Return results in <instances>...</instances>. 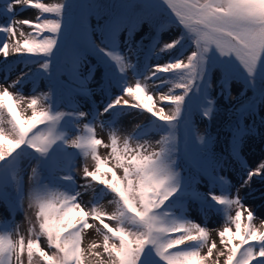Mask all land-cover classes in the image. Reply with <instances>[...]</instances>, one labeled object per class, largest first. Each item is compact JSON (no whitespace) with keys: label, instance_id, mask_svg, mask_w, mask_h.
<instances>
[{"label":"snow or ice","instance_id":"6c2138e0","mask_svg":"<svg viewBox=\"0 0 264 264\" xmlns=\"http://www.w3.org/2000/svg\"><path fill=\"white\" fill-rule=\"evenodd\" d=\"M17 8L38 14L34 20H14ZM0 15L7 19L0 24V203L11 217L0 220V264H25V256L27 264H91L88 257L97 258L95 264H207L209 259L212 264H264V220L254 223L256 216L240 195L253 178L264 181V160L255 168L241 161L233 194L235 186L220 174L224 160L212 150V137L195 130L192 121L195 112L211 120L217 111L215 83L217 96L235 116L226 133L233 159H240L255 118L264 124V0H2ZM145 22L155 33L147 46L143 39L133 40ZM169 25L181 31L161 42L160 33ZM24 26L31 31L25 33ZM121 44L135 63L121 52ZM177 49L163 63H148ZM10 55L19 60L9 62ZM54 61L68 83L55 80ZM17 63L24 68L5 86ZM97 67L103 68L102 106L84 111L75 96L93 95L89 83ZM37 78L51 81L49 90L33 87L25 96V82L35 85ZM234 82L241 85L239 96L232 94ZM165 86L168 90L160 91ZM29 109L31 115H25ZM130 110L152 119L122 137L118 117ZM246 118H252V126L243 124ZM97 127L108 130V143L97 138ZM153 132L160 138L149 150L147 137ZM101 147L108 155L99 154ZM77 156L92 161L91 169L87 163L82 168L81 183L75 175ZM23 160L34 162L27 195ZM203 178L206 192L196 187ZM108 195L111 212L101 203ZM25 199L34 221L24 211ZM192 203L205 216H223L218 244L207 226L187 215ZM16 212H24L26 235ZM92 228L102 243L93 240L86 251L82 241Z\"/></svg>","mask_w":264,"mask_h":264},{"label":"rangeland","instance_id":"374dc122","mask_svg":"<svg viewBox=\"0 0 264 264\" xmlns=\"http://www.w3.org/2000/svg\"><path fill=\"white\" fill-rule=\"evenodd\" d=\"M44 3H53L56 2V0H42ZM0 6H2V0H0ZM17 14L13 17L14 20H22V19H28V20H34L37 13V10L27 8L23 11H21L19 8H17ZM7 23V19L5 16L0 15V24ZM96 21L93 19L92 24L95 25ZM149 24V23H148ZM147 23H143L142 25L137 26V31L134 34L133 40L139 41L143 39V43L145 46H147L150 43V40L152 36L155 34L154 29L152 26L148 25ZM23 31L25 33H28L31 31L30 28L27 26L23 27ZM181 29H179L176 25H169L163 31L160 33V40L161 42H168L170 36L177 34ZM98 42V41H97ZM121 52L125 53L126 55H129V59L131 58V61L133 63L136 62V57L133 55H130L127 53V50L124 48L123 44H121ZM179 49L171 52L168 55L162 56L159 60L152 59L148 61L149 64L154 63H163L166 60H168L169 55L172 57H175L177 55V52ZM190 51V50H189ZM189 54V53H185ZM0 54V67L3 66V56ZM9 62L12 61H18L19 58L15 55H10L8 58ZM88 60L91 62V64L95 65L96 61L94 57H88ZM145 62L144 54H140V64L142 65ZM31 70L33 73L37 71L38 65H30ZM15 71H13L8 79V81L5 83V86H7V83H11L12 80H15L16 77L19 75L22 68H24L23 63H17L14 65ZM26 70V69H25ZM53 73L55 80H58L60 83H68L69 77L66 72L57 71L55 61L53 62ZM103 72L102 67H97L95 69V75H96V81H100L101 75ZM168 75V74H165ZM218 76V73H214V78ZM95 78V77H94ZM127 78L128 83L133 84L135 82V79L133 77L132 72L129 70L127 72ZM0 82H4V73L0 72ZM97 83H94L93 85H98ZM52 82L45 80V79H36L35 85H33L31 82H25V85L23 86V93L25 96H30L33 92V87L36 88L38 92H47L49 90L50 84ZM151 85V81L148 82ZM97 90V91H96ZM153 89L150 87V91ZM168 90V86H165L163 89H160V91L166 92ZM241 90V85L239 83H233L232 86V94L233 96H239V92ZM10 91H15V89H10ZM93 95L100 99V105L102 106V97L101 93L98 91V87L93 89ZM179 92V90H176ZM218 89L215 86V83L213 85L212 95L215 97L218 101L217 103V111L213 114V117L211 120H207L203 118L199 112H195L192 116L193 121V127L195 130H197L201 134H208L212 137V144L211 148L212 150L217 154L223 157L224 164L223 169L220 171V174L225 177L226 180L230 181L232 185L235 187L232 188L233 194H235L236 188L239 187V180L241 176V161L246 164L248 167L255 168L257 164L264 160V124H261V118L257 116L255 118V125L253 126V130L251 133L245 136L241 148L240 153V159L236 160L233 159L230 152V147L228 144V141L230 140V136L226 135V133L229 132L228 125L235 122V116L233 114H230L227 111V106L225 105L222 98L217 96ZM113 92L115 94H119L117 89H113ZM155 94V93H154ZM251 92L249 91L247 95L251 96ZM75 98H82L84 102H89L90 98H86L80 95L75 96ZM90 104V103H89ZM166 106V111H167ZM62 111H66L67 109L62 105L61 106ZM262 113H264V108L260 110ZM25 115H31V110H26ZM107 118V117H106ZM127 118V120L125 119ZM151 117L147 113H141L138 110H130V114L121 115L118 117L117 121V127L120 130V134L123 137L126 135V131L133 130L135 125L142 124V125H150ZM243 124L245 126H252V118H246L243 121ZM43 127V126H40ZM125 130V131H124ZM184 136H185V129L183 127L180 128L178 132V139L180 141L181 147H183L184 142ZM151 143V148L149 150H152L156 147L155 141L159 140L160 133L153 132L149 137H147ZM105 143H108V130H107V138ZM103 149V147H101ZM70 150V149H69ZM74 150V149H73ZM105 150V156L108 155L109 149L104 148ZM101 152V149H99ZM82 156L76 157V177L77 182L81 183L79 179V174L81 173V169H79V166L82 161ZM91 160V159H90ZM23 170H24V189L25 194L27 195L28 192V174L31 171V166H34V162H32V165H29V162L27 160H23L21 162ZM92 167V161L90 163ZM119 171V170H118ZM122 174V172L120 173ZM197 189L201 192H206L208 189V183L207 178H203L200 180V182L197 184ZM217 194H219L220 189L216 188L214 189ZM240 195L243 199L244 204L250 208L255 216L256 219L254 220V223L259 226L260 221L264 220V181H261L258 177L253 178V181L251 185L246 189L240 190ZM112 197L111 195H108L103 198L101 203L104 205L105 210L111 212L113 206L108 204V200H110ZM83 199H86V201L89 199V195H85ZM24 211L27 212L28 216L34 221V210L29 209L28 207V201L25 199L24 201ZM232 215L235 214V209H233ZM187 215L190 219H192L194 222L200 223L202 226H207L210 230V239L215 240L218 244L219 238L217 235L216 230H221L224 226V218L222 215L216 214L215 212L209 213L207 216H205L201 211L199 210L198 204L192 203L187 210ZM9 212L5 205L3 203H0V220L2 219H10ZM14 219L17 223L20 224V231L26 235V230L29 227V224L25 221L24 218V212H16L14 213ZM93 221H90L92 223ZM108 223H112L110 221H106ZM98 223V222H96ZM233 227V231L234 226ZM101 242L102 243V236H100L98 233H96L95 229L92 228L90 230H87L83 241H82V247L87 251L89 244L93 241ZM42 246H44V240L41 238ZM47 250V249H46ZM215 251V250H214ZM207 252V248L202 249V254ZM97 258L95 257H88V260L91 261V264H95ZM25 264H27L26 256L24 257ZM87 264V261H86ZM207 264H212V259H209L207 261Z\"/></svg>","mask_w":264,"mask_h":264},{"label":"bare ground","instance_id":"6f19581e","mask_svg":"<svg viewBox=\"0 0 264 264\" xmlns=\"http://www.w3.org/2000/svg\"><path fill=\"white\" fill-rule=\"evenodd\" d=\"M18 10V9H17ZM2 56V55H1ZM132 58V57H131ZM130 58V60H131ZM134 59V58H132ZM3 62V61H2ZM2 67V66H1ZM87 69V66H85L84 68L81 69L82 72H85ZM131 71V70H130ZM98 81H96V75H95V78L93 79V81H91L89 83V87L93 90L95 88L98 87V85H93L94 83H97ZM97 91V90H96ZM94 92V91H93ZM84 97V96H83ZM76 102L80 105L81 107V110H84V111H93L94 109L98 108L99 105H100V99L97 98L96 96H91L89 102H84V100L82 98H75ZM90 103V104H89ZM104 119H107L106 117ZM127 120V118H125ZM142 125V124H141ZM125 131V130H124ZM133 130H129V131H126V135H128L129 133H132ZM96 135H97V138H100V139H103L105 142H106V139L107 138V129L105 130H101L99 127H97V130H96ZM101 149V152L99 151V154L103 157L105 156V150H103L102 148ZM72 151H75L72 149ZM85 163H87L88 166H91L90 163H91V160L88 159L87 161H85L84 158H82V161H81V164L79 166V169L82 170V168L84 167ZM77 171V170H76ZM81 174V173H80ZM79 174V175H80ZM75 175H76V172H75ZM78 180V179H77ZM84 201H86V199H84ZM92 223H96V222H92ZM90 230V229H89Z\"/></svg>","mask_w":264,"mask_h":264},{"label":"trees","instance_id":"16d2710c","mask_svg":"<svg viewBox=\"0 0 264 264\" xmlns=\"http://www.w3.org/2000/svg\"><path fill=\"white\" fill-rule=\"evenodd\" d=\"M145 23H147V22H145ZM148 24V23H147ZM149 26H150V24H148ZM169 27V26H168Z\"/></svg>","mask_w":264,"mask_h":264}]
</instances>
